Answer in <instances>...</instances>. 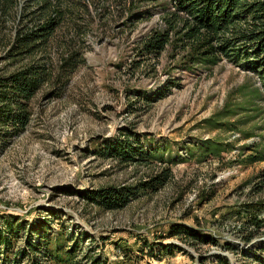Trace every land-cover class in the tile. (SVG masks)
<instances>
[{
    "label": "rangeland",
    "instance_id": "374dc122",
    "mask_svg": "<svg viewBox=\"0 0 264 264\" xmlns=\"http://www.w3.org/2000/svg\"><path fill=\"white\" fill-rule=\"evenodd\" d=\"M20 2L26 12L35 9ZM118 3L64 0L66 13L55 36L58 42L77 38L83 62L55 94L40 91L30 103L26 130L0 144V212L30 221L51 218L53 230L63 227L74 235L79 264L95 246L85 232L108 238L104 252L112 262L126 248L133 264H213L215 255L229 264H256L264 227L246 241L242 224L251 203L259 204L257 215L264 220V100L258 76L226 59L191 70L169 53L158 64L141 61L137 40L156 26L161 10L152 7L149 16L127 19L118 15ZM14 26L11 15L0 24V74L19 66L7 56ZM168 78L176 83L167 95L146 101ZM127 130L165 163L154 157L148 165L120 164L95 153ZM163 164L170 166L169 181L121 209H99L77 194L136 184ZM181 227L201 230L217 243L184 241L182 233H174ZM143 240L153 244L144 252Z\"/></svg>",
    "mask_w": 264,
    "mask_h": 264
},
{
    "label": "trees",
    "instance_id": "16d2710c",
    "mask_svg": "<svg viewBox=\"0 0 264 264\" xmlns=\"http://www.w3.org/2000/svg\"><path fill=\"white\" fill-rule=\"evenodd\" d=\"M117 1L118 15L127 19L149 16L152 7L161 10L156 26L137 40L136 51L141 61L152 60L158 64L163 54L169 53L180 67L191 70L196 64L215 65L226 59L258 76L264 100V0ZM25 2L35 4V9L26 12L20 0H0V24L8 15L15 22L7 56L19 63L14 70L0 74V144L3 145L28 127L33 98L43 89L55 94L83 62L77 38L70 35L58 42L55 36L65 17L66 10L61 7L64 0ZM84 6L89 13L86 4ZM24 17L36 22L29 25L24 22ZM175 83L168 78L166 85L152 97L148 96L146 101L165 97L169 87ZM120 135L123 137H116L95 153L120 164L144 162L148 165L154 157L165 163L161 156H157L158 151L145 148L134 132L122 131ZM171 175L170 166L163 164L136 184L107 185L77 194L99 209L114 211L143 194L157 192ZM257 205L251 203L246 206L247 212H250L242 224V237L246 241H251L264 227V220L257 215L261 207ZM55 211L51 209L50 213L57 215ZM51 222V218L30 221L20 214L0 212V264H79L74 253L78 245L74 235L63 227L53 230ZM174 233H182L181 239L187 242L217 243L212 236L193 228L181 227ZM84 237L95 243L85 254V264L136 263L133 253L126 248L121 251L120 259L112 262L104 252L108 238L97 239L86 232ZM143 244V252L144 248L153 245L146 240ZM115 247L121 249L118 243ZM199 261L204 262L205 257ZM254 262L264 264V246H261L260 254L255 253ZM213 264L229 262L225 257L215 255Z\"/></svg>",
    "mask_w": 264,
    "mask_h": 264
}]
</instances>
